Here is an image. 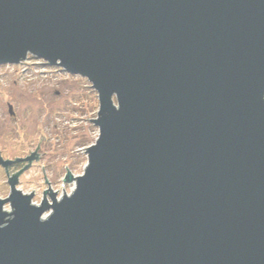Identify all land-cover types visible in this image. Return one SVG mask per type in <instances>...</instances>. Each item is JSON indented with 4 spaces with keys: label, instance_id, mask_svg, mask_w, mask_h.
Returning <instances> with one entry per match:
<instances>
[{
    "label": "water",
    "instance_id": "water-1",
    "mask_svg": "<svg viewBox=\"0 0 264 264\" xmlns=\"http://www.w3.org/2000/svg\"><path fill=\"white\" fill-rule=\"evenodd\" d=\"M30 53L88 78L100 133L52 202L17 186L39 145L0 153V264H264V0H0V64Z\"/></svg>",
    "mask_w": 264,
    "mask_h": 264
},
{
    "label": "rangeland",
    "instance_id": "rangeland-1",
    "mask_svg": "<svg viewBox=\"0 0 264 264\" xmlns=\"http://www.w3.org/2000/svg\"><path fill=\"white\" fill-rule=\"evenodd\" d=\"M28 55L19 63L0 64V153L14 159L31 155L40 146L39 158L21 174L17 186L23 193L34 190L33 203L41 204L45 196L52 202L48 192L44 196L50 186L58 198L75 190V181L64 179L68 169L77 177L89 163L86 149L100 133L91 119L98 118L100 106L87 77ZM20 169L13 168L9 174ZM8 179L5 166H0L2 198L11 192ZM5 208L13 210L10 204Z\"/></svg>",
    "mask_w": 264,
    "mask_h": 264
},
{
    "label": "flooded vegetation",
    "instance_id": "flooded-vegetation-1",
    "mask_svg": "<svg viewBox=\"0 0 264 264\" xmlns=\"http://www.w3.org/2000/svg\"><path fill=\"white\" fill-rule=\"evenodd\" d=\"M9 110H11V113H14V110H12V108H10V106H9ZM24 165H26V161H23V163H12V165L9 168V172H11V170L13 168H17V167H18V169L23 168ZM0 166H2V165H0Z\"/></svg>",
    "mask_w": 264,
    "mask_h": 264
}]
</instances>
